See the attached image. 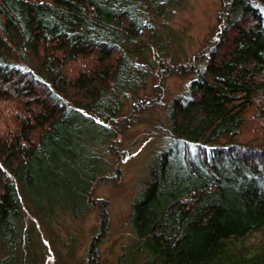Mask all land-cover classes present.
<instances>
[{
    "label": "trees",
    "instance_id": "1",
    "mask_svg": "<svg viewBox=\"0 0 264 264\" xmlns=\"http://www.w3.org/2000/svg\"><path fill=\"white\" fill-rule=\"evenodd\" d=\"M181 2L0 0V264H45L36 221L98 210L103 235L94 192L172 66L195 78L109 264H264V0H221L219 41L178 67L164 29ZM102 263L91 243L80 264Z\"/></svg>",
    "mask_w": 264,
    "mask_h": 264
},
{
    "label": "rangeland",
    "instance_id": "2",
    "mask_svg": "<svg viewBox=\"0 0 264 264\" xmlns=\"http://www.w3.org/2000/svg\"><path fill=\"white\" fill-rule=\"evenodd\" d=\"M220 1L182 0L172 17L166 21L165 40L171 37L170 53L179 63L178 67L219 41ZM172 67V71H168L160 80L154 77L149 79L145 89L138 93L149 105L140 112L135 123L127 125L126 135L119 148V179L112 183H101L94 192L96 199L107 202L106 231L98 239L95 238L101 220L98 210L80 219L66 216L60 223L49 227L41 226L36 221V240L45 256V264L63 262L70 246L73 256L69 261L71 264H80L91 243L97 244L102 264L113 263L124 245L132 239L129 227L132 202L144 189L150 168L159 154L172 145L169 141L172 135L168 129V106L174 98L187 93L195 78L190 71ZM132 98L125 108L127 112L132 106ZM108 158L111 160L112 156ZM28 223L31 224L30 221Z\"/></svg>",
    "mask_w": 264,
    "mask_h": 264
}]
</instances>
